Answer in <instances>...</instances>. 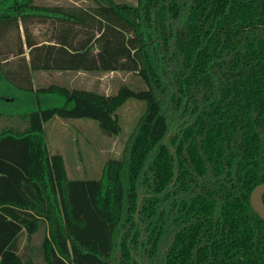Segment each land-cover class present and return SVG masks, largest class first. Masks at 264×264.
<instances>
[{
	"label": "trees",
	"instance_id": "trees-1",
	"mask_svg": "<svg viewBox=\"0 0 264 264\" xmlns=\"http://www.w3.org/2000/svg\"><path fill=\"white\" fill-rule=\"evenodd\" d=\"M89 1L0 0V116L26 121L0 130V264H264L249 200L264 182V0ZM41 71L137 84L35 83ZM132 98L143 104L121 155L69 177L44 123L118 135Z\"/></svg>",
	"mask_w": 264,
	"mask_h": 264
},
{
	"label": "rangeland",
	"instance_id": "rangeland-1",
	"mask_svg": "<svg viewBox=\"0 0 264 264\" xmlns=\"http://www.w3.org/2000/svg\"><path fill=\"white\" fill-rule=\"evenodd\" d=\"M36 3H68L72 0H34ZM79 4H87L89 0H73ZM133 1L134 0H127ZM45 24L33 23L31 29L38 34L44 30ZM34 82L47 83L51 77L46 73L38 72L32 74ZM56 80H66L73 86L86 88L97 87L105 93H113L120 81L134 86V75L131 73L108 72L105 75L92 74L87 72H66L53 74ZM143 102L134 98L128 100L117 109V115L121 122V132L118 135H111L103 131L90 119L83 118H60L54 117L44 123L46 140L50 152L61 153L69 177L88 176L98 177L101 168L109 156H120L123 150L124 141L131 131L134 121L140 114ZM24 127L26 121L18 117L0 116V130L5 126ZM44 225L34 233L32 244L37 253L43 233ZM39 253V252H38ZM36 255V254H35ZM36 262L41 261V256H35Z\"/></svg>",
	"mask_w": 264,
	"mask_h": 264
},
{
	"label": "water",
	"instance_id": "water-1",
	"mask_svg": "<svg viewBox=\"0 0 264 264\" xmlns=\"http://www.w3.org/2000/svg\"><path fill=\"white\" fill-rule=\"evenodd\" d=\"M264 193V182L258 183L250 192L249 200L253 210L264 220V205L261 195Z\"/></svg>",
	"mask_w": 264,
	"mask_h": 264
},
{
	"label": "crops",
	"instance_id": "crops-1",
	"mask_svg": "<svg viewBox=\"0 0 264 264\" xmlns=\"http://www.w3.org/2000/svg\"><path fill=\"white\" fill-rule=\"evenodd\" d=\"M73 4H75V5H79V3H76V2H74L73 0H72V2L70 3V2H68V3H55V5H62V6H70V5H73ZM81 5H83V4H81ZM41 24V23H40ZM45 26V28H44V30H41L40 31V33H38V34H36V33H34L33 32V29H31V32H32V34L38 39V40H43V39H45V38H47V36H48V31H47V25L45 24L44 25ZM20 33L22 34V28H21V26H20ZM27 51V50H26ZM25 51V56L27 57V52ZM42 72V71H41ZM42 73H46V72H42ZM46 74H48V73H46ZM106 73H104V74H102V75H105ZM48 75H51V77H50V79L51 78H53L52 76H53V74H48ZM53 79H55V78H53Z\"/></svg>",
	"mask_w": 264,
	"mask_h": 264
}]
</instances>
